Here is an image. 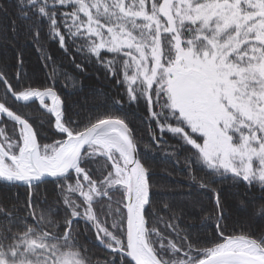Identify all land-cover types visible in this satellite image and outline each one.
Here are the masks:
<instances>
[{"label":"snow or ice","instance_id":"snow-or-ice-1","mask_svg":"<svg viewBox=\"0 0 264 264\" xmlns=\"http://www.w3.org/2000/svg\"><path fill=\"white\" fill-rule=\"evenodd\" d=\"M0 86V264H264V0H0Z\"/></svg>","mask_w":264,"mask_h":264},{"label":"trees","instance_id":"trees-1","mask_svg":"<svg viewBox=\"0 0 264 264\" xmlns=\"http://www.w3.org/2000/svg\"><path fill=\"white\" fill-rule=\"evenodd\" d=\"M50 51L54 53L56 56L57 60H63L65 65H68V61L63 58L62 54L57 51L56 46L53 44L52 47L50 48ZM6 58L9 62V64H13V53L11 51H6L5 52ZM11 71H15L14 68L11 69ZM45 69L42 67L41 62L38 58V55L34 48L31 46V44L26 45L25 51H24V68L22 70L23 74L27 77H30L33 80L36 81H42L45 79ZM90 79H86L84 81L86 87L85 91H89L91 88H95L97 92L102 96L103 93L107 90H109L110 85L108 82L104 79L103 77V71L94 69H89V72L86 74ZM63 84V81L58 82L57 88L59 89L61 85ZM65 94L68 96L69 100L74 102L77 106L82 104L84 102V96L83 93H77L74 92V90L71 88V86H68L64 89ZM3 93V88L0 86V94ZM90 101L93 99L91 96L88 98ZM25 111H28L29 114H32L31 109H25ZM143 112V108H140L136 112L137 118L141 115ZM37 116H39V113H36ZM43 119V118H41ZM47 125H45L46 127ZM150 159H153L157 165H159L160 161V155L157 153L155 156L150 155ZM162 166V165H160ZM222 187L224 189V195L227 197L230 205H231V212L233 215L239 217L240 215L243 214L242 210L238 207V198L233 197V193L237 191H242V189H236L231 186V182H224L222 184ZM54 185L48 184L46 186V191L51 198H54L55 193L53 192ZM17 189H11V188H5L3 190H0V196L5 198L8 201H13L15 200V192ZM19 201L21 203L24 202L26 196H25V189L20 188L19 190ZM256 194H259V188L257 187L256 189ZM251 195V193L249 194ZM205 202L208 203V196L207 194L204 195ZM30 222V221H29ZM210 231V229H209ZM91 241V236H89V242ZM99 251V249H97Z\"/></svg>","mask_w":264,"mask_h":264}]
</instances>
